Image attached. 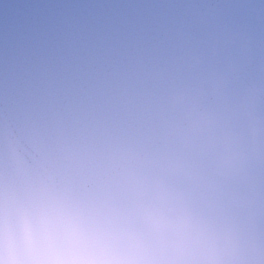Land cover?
<instances>
[{
	"label": "water",
	"instance_id": "water-1",
	"mask_svg": "<svg viewBox=\"0 0 264 264\" xmlns=\"http://www.w3.org/2000/svg\"><path fill=\"white\" fill-rule=\"evenodd\" d=\"M169 166L218 264H264V0H0V226L93 221Z\"/></svg>",
	"mask_w": 264,
	"mask_h": 264
},
{
	"label": "clouds",
	"instance_id": "clouds-1",
	"mask_svg": "<svg viewBox=\"0 0 264 264\" xmlns=\"http://www.w3.org/2000/svg\"><path fill=\"white\" fill-rule=\"evenodd\" d=\"M203 125L194 128L208 135L216 174L227 175L229 135L217 133L210 118ZM195 179L174 166L134 173L125 181L123 203L93 221L20 218L0 226V264H218L208 222L188 186Z\"/></svg>",
	"mask_w": 264,
	"mask_h": 264
}]
</instances>
